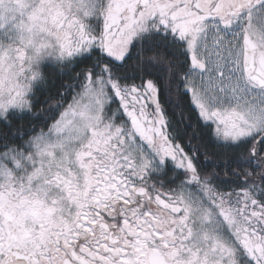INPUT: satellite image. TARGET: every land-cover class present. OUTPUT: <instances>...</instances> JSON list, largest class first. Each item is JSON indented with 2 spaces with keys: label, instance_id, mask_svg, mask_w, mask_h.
Returning <instances> with one entry per match:
<instances>
[{
  "label": "snow or ice",
  "instance_id": "obj_1",
  "mask_svg": "<svg viewBox=\"0 0 264 264\" xmlns=\"http://www.w3.org/2000/svg\"><path fill=\"white\" fill-rule=\"evenodd\" d=\"M0 264H264V0H0Z\"/></svg>",
  "mask_w": 264,
  "mask_h": 264
},
{
  "label": "trees",
  "instance_id": "obj_2",
  "mask_svg": "<svg viewBox=\"0 0 264 264\" xmlns=\"http://www.w3.org/2000/svg\"><path fill=\"white\" fill-rule=\"evenodd\" d=\"M81 67H84V66L81 65L80 67H78V68L76 69V71H78L79 68H81ZM73 75H74V73H73ZM69 79H70V77H64L63 80H59V79H58V80H57V87H59L61 83H67ZM201 160H204V157H202Z\"/></svg>",
  "mask_w": 264,
  "mask_h": 264
},
{
  "label": "flooded vegetation",
  "instance_id": "obj_3",
  "mask_svg": "<svg viewBox=\"0 0 264 264\" xmlns=\"http://www.w3.org/2000/svg\"><path fill=\"white\" fill-rule=\"evenodd\" d=\"M81 68H83V67H81ZM81 68H79V70H78V71H80V70H81ZM201 161L203 162V160H201ZM220 171H221V174H223V171H224V170H223L222 168L220 169Z\"/></svg>",
  "mask_w": 264,
  "mask_h": 264
}]
</instances>
